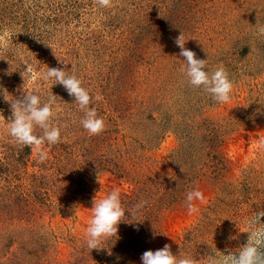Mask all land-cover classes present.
<instances>
[{
  "label": "rangeland",
  "instance_id": "374dc122",
  "mask_svg": "<svg viewBox=\"0 0 264 264\" xmlns=\"http://www.w3.org/2000/svg\"><path fill=\"white\" fill-rule=\"evenodd\" d=\"M262 25L264 0H0V86L16 98L53 93L67 125L41 162L4 133L11 107L0 96V264H141L165 244L207 264L213 248L244 245L246 221L264 212ZM181 33L210 70L229 73L227 104L186 83ZM47 67L81 79L100 134L82 128L63 85L40 78ZM193 185L204 200L189 215ZM113 188L126 209L148 201L141 221L123 217L110 254L87 249L94 197Z\"/></svg>",
  "mask_w": 264,
  "mask_h": 264
},
{
  "label": "clouds",
  "instance_id": "9594fccd",
  "mask_svg": "<svg viewBox=\"0 0 264 264\" xmlns=\"http://www.w3.org/2000/svg\"><path fill=\"white\" fill-rule=\"evenodd\" d=\"M110 2L111 0H97L100 7H109ZM258 32L264 34V25L258 28ZM186 41L182 33L175 38L185 62L182 75L186 78V83L202 89L216 103L227 104L234 89V81L229 73L222 64L210 70L207 67V59L197 58L194 51L185 47ZM40 78L44 81H54L52 85L57 83L63 85L68 94L75 98V103L83 112L80 124L89 135H98L105 129V121L98 115L96 108L90 106L93 103L92 95L82 85L78 76L69 74L61 68L47 67L41 72ZM0 96L9 101L11 107V117L5 120L2 126L4 133L13 138L17 144L34 149L41 162L46 160L48 152L45 150V145L50 147L61 142L62 129L67 126L56 119V95L52 93L46 99H42L43 93L39 90H25L22 98H16L0 86ZM95 99L99 100L100 97L97 96ZM37 128L42 134L36 133ZM261 144L264 145V140H261ZM203 200V192L193 185L186 190L182 204L189 215H194L199 212L196 202ZM147 204L146 199H141L131 209H126L117 188H113L102 197L97 198L96 195L85 228V247L97 251L107 248L104 246L105 242L117 237L118 224L125 220L123 217L127 214L129 223L141 221L138 217ZM262 216L264 212L248 218L246 221L248 240L236 252L225 254L213 248L208 255L207 264H264V222L260 220ZM133 227L138 229L136 224H133ZM140 259L141 264H195L191 255L173 254L168 244L155 251L146 250Z\"/></svg>",
  "mask_w": 264,
  "mask_h": 264
}]
</instances>
